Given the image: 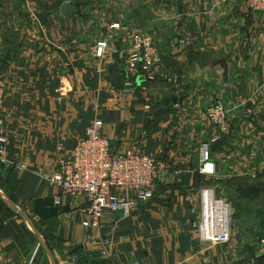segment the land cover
<instances>
[{"label":"crops","instance_id":"crops-1","mask_svg":"<svg viewBox=\"0 0 264 264\" xmlns=\"http://www.w3.org/2000/svg\"><path fill=\"white\" fill-rule=\"evenodd\" d=\"M63 5L77 13L63 16ZM263 27L242 0H0L13 165L0 163V264H29L37 244L35 264H264V242L251 234L264 230ZM136 33L162 58L152 82L127 72ZM216 100L228 111L225 133L206 116ZM95 120L114 153L137 149L158 169L153 197L131 217L106 210L87 228L85 200L40 173L68 158ZM204 143L219 145L209 175L198 171ZM206 187L231 205L226 244L203 243L193 225Z\"/></svg>","mask_w":264,"mask_h":264},{"label":"built area","instance_id":"built-area-1","mask_svg":"<svg viewBox=\"0 0 264 264\" xmlns=\"http://www.w3.org/2000/svg\"><path fill=\"white\" fill-rule=\"evenodd\" d=\"M246 9L253 15L264 18V0H242ZM117 28L116 26H112ZM264 28V27H263ZM105 42H98L95 57L102 58ZM162 58L153 38L150 35L136 33L130 38V50L126 59L127 72L133 73L145 82H152L161 66ZM5 83L0 80V163L5 168L13 165L5 157L6 136L2 119V103ZM206 116L212 126L220 133L228 130V111L224 103L215 101L207 110ZM103 123L93 121L86 130L85 136L78 140L71 155L59 160L55 169L48 173H40L47 183L57 187L61 193L71 197L84 199V227H98L106 210L119 213L122 219L131 217L139 202L153 197L158 165L152 157L138 151L129 150L124 154H116L110 143L101 135ZM201 174H212L210 162V143L200 146ZM121 193H133L132 196ZM59 204V199H55ZM199 221L193 223L197 228L200 240L211 246L214 243L229 242L232 223L231 205L224 199L215 196L213 189L203 188L200 191ZM104 245L109 240L102 239ZM36 245L29 264H35ZM101 255L106 256L104 249ZM135 264V263H131Z\"/></svg>","mask_w":264,"mask_h":264},{"label":"water","instance_id":"water-1","mask_svg":"<svg viewBox=\"0 0 264 264\" xmlns=\"http://www.w3.org/2000/svg\"><path fill=\"white\" fill-rule=\"evenodd\" d=\"M60 13L63 16H65V17H71L75 13H77V8L76 7H73L71 5H63L61 7ZM137 85H138V83H135V85H133L132 88L136 87ZM218 146H219L218 144L211 145L210 151L211 152H214Z\"/></svg>","mask_w":264,"mask_h":264},{"label":"rangeland","instance_id":"rangeland-1","mask_svg":"<svg viewBox=\"0 0 264 264\" xmlns=\"http://www.w3.org/2000/svg\"><path fill=\"white\" fill-rule=\"evenodd\" d=\"M0 80H1V79H0ZM3 82H4V81H3ZM216 101H217V100H216ZM220 101H221V100H220ZM214 102H215V101H214ZM214 102H213V103H214ZM222 102H223V101H222ZM213 103H212V104H213ZM223 103H224V102H223ZM212 104H211V105H212ZM211 105H210V106H211ZM224 105H225V104H224ZM210 106H209V107H210ZM209 107H208V108H209ZM226 109H227V108H226ZM207 110H208V109H207ZM206 112H207V111H206ZM227 118H228V116H227ZM213 127H214V126H213ZM253 202H254V201H253ZM262 203H263V201H262ZM255 205H257V202H255ZM262 205H263V204H259L258 206H262ZM240 206H241V205H240ZM263 206H264V205H263ZM231 213H232V212H231ZM250 214H252V213H249V215H250ZM250 216H251V215H250ZM245 217L248 218L247 215H246ZM259 217H260L261 219H263V221H264V217H263V215H262V216L260 215ZM261 228H262V227H261ZM251 234L255 235V237L258 236L257 238H259V239L261 240V242H264V230L261 229V231L258 232L257 234L254 233V232H251ZM262 250H264V248H262ZM259 254H261V253H259ZM262 254H263V253H262ZM263 255H264V254H263Z\"/></svg>","mask_w":264,"mask_h":264}]
</instances>
